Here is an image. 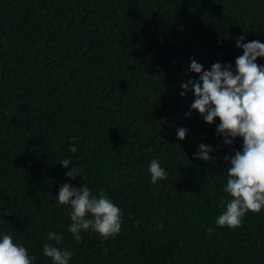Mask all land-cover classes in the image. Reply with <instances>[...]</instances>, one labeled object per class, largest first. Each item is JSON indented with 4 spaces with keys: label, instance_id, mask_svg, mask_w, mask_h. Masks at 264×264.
Returning a JSON list of instances; mask_svg holds the SVG:
<instances>
[{
    "label": "trees",
    "instance_id": "16d2710c",
    "mask_svg": "<svg viewBox=\"0 0 264 264\" xmlns=\"http://www.w3.org/2000/svg\"><path fill=\"white\" fill-rule=\"evenodd\" d=\"M241 34L264 41V0H0V229L33 264H52L48 231L64 234L71 264H264V209L215 224L230 198L224 156L243 140L224 144L190 109L193 92L179 94L198 78L192 58L235 68ZM200 141L211 160L193 157ZM65 157L81 177L65 175ZM153 158L167 172L156 183ZM69 180L119 205V233L74 238L55 198Z\"/></svg>",
    "mask_w": 264,
    "mask_h": 264
},
{
    "label": "clouds",
    "instance_id": "9594fccd",
    "mask_svg": "<svg viewBox=\"0 0 264 264\" xmlns=\"http://www.w3.org/2000/svg\"><path fill=\"white\" fill-rule=\"evenodd\" d=\"M236 45L243 52L235 58V68L231 62L220 61L205 68L192 58L190 70L198 74V78L188 77L182 81L179 92L181 97L193 92L190 109L198 111L205 122L215 123L217 136L223 138L224 144L233 145L238 137L243 140L242 149L233 148L234 154L224 156L230 163L222 190L230 198L221 197L223 210L215 218V224L229 227L239 225L247 212L264 209V64L257 63L258 58L264 57V41L247 40L241 34L236 37ZM186 115L190 116L191 111ZM187 135L186 127H177L178 139L183 140ZM68 147L71 153L78 151L75 142ZM213 151L211 144L200 141L192 155L209 161ZM60 163L69 169L65 172L67 177L80 176L79 170L70 166V157L63 158ZM147 171L153 183L167 176L159 158L148 162ZM55 198L60 204L69 206L68 231L75 239H80L81 232L87 230L100 234L101 238L120 232L123 213L103 189L94 194L88 184L77 187L69 180L61 184ZM63 238L62 232L47 233L42 253L52 264H71L72 249L59 246ZM34 260L35 256L25 244L14 239L10 231L0 229V264H33Z\"/></svg>",
    "mask_w": 264,
    "mask_h": 264
}]
</instances>
